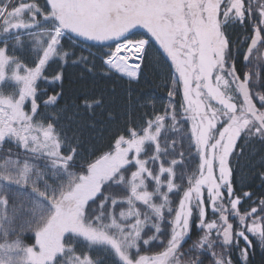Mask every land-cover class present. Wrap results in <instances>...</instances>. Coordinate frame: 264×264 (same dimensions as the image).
<instances>
[{"label":"snow or ice","instance_id":"1","mask_svg":"<svg viewBox=\"0 0 264 264\" xmlns=\"http://www.w3.org/2000/svg\"><path fill=\"white\" fill-rule=\"evenodd\" d=\"M245 22V64L264 63V0H0V88L14 86L0 91V264H104L97 251L115 264H233L241 240L244 261L250 236L264 247V198L241 212L232 183L238 143L264 141V93L253 90L260 64L241 75L226 33ZM141 29L147 38H131ZM65 39L97 42L107 71L129 81L158 44L173 70L163 114L128 121L107 150L85 154L77 106L57 109L60 92L37 102L46 68L74 55ZM25 48L31 66L17 54ZM184 140L199 161L191 171ZM194 215L202 234L185 252Z\"/></svg>","mask_w":264,"mask_h":264},{"label":"trees","instance_id":"2","mask_svg":"<svg viewBox=\"0 0 264 264\" xmlns=\"http://www.w3.org/2000/svg\"><path fill=\"white\" fill-rule=\"evenodd\" d=\"M42 1L45 2V0ZM36 2L40 3V0H36ZM226 33L239 72V68L244 67L243 55L248 45L246 37L252 34L251 26L247 22L243 25L232 23L226 28ZM132 38L140 39L147 38V36L144 32H137ZM63 43L65 49L74 53V55L69 57L67 64L57 61L46 68L44 76L48 79L38 82L41 95L37 97V102L40 103L41 100L47 99L48 95L60 92L62 93V99L59 101L57 109L67 106L71 110L74 105L77 106L82 121L78 135L82 141L85 154L91 151H96L99 154L100 151L107 150L113 138L123 131L128 121L142 123L145 118H150L157 113L163 114V108L168 103L167 93L173 90L171 85L173 70L170 60L163 54L158 44L150 42L149 59L142 66L139 79L129 81L107 71L101 60V56L106 49L100 45L72 39H65ZM17 54L21 55L24 63L29 66L32 65L33 54L27 48L23 53L18 52ZM80 57L87 59L82 60ZM259 64L260 82L258 87L253 90L264 93V63L259 62ZM250 68L251 64H248V70ZM60 71L63 72V79L53 81L52 77ZM85 99L89 101L102 99L104 103L102 106L93 109H85L83 107ZM174 100H182L180 91L176 92ZM57 109L49 108L43 109V111L55 112ZM109 114L113 118L110 119ZM170 138L176 139L178 142L180 140L179 136ZM5 148L11 149L12 152L17 151L13 146ZM238 148L243 149V154L232 157V183L236 194L242 197L240 210L244 212L256 206L253 201L264 198V141L259 138H252L247 141L242 139L238 143ZM179 150L184 153L185 170H194L199 161L195 158V150L190 147L189 142L184 140L183 147ZM170 158L179 159L178 156ZM245 192L253 194L251 200L243 198ZM172 199L175 201L176 197H172ZM195 225L196 218L194 215L191 238L197 241L201 234H198L200 231ZM24 240L28 244L34 242L31 234L27 235ZM191 245L193 243L188 240L183 245L182 251L187 252ZM150 249L151 251L159 250L151 246ZM216 251L218 250L216 249ZM260 251L262 253L258 262L264 264V248ZM91 255L101 257L104 264H115L114 258L110 254L97 251L91 253ZM191 255L197 256L199 253H191L185 256L184 259H189Z\"/></svg>","mask_w":264,"mask_h":264},{"label":"flooded vegetation","instance_id":"3","mask_svg":"<svg viewBox=\"0 0 264 264\" xmlns=\"http://www.w3.org/2000/svg\"><path fill=\"white\" fill-rule=\"evenodd\" d=\"M262 52H264V49H262ZM257 64H259V61H256V60H253L252 61L251 68H250L251 71H252V69H253V71H256L257 70V68H256V65ZM243 66L244 67L239 68V70H240L239 72L241 73V75L245 71H250V69L248 70V65L243 64ZM231 222L234 225H236V223H237L235 220H231ZM198 234H202V233L199 232ZM191 237H192V232H191L190 238L187 239V241L188 240H191V242L194 243L195 242L194 241L195 239H193ZM249 238L252 239V248L250 249V251L248 253V256H247L246 261L242 260L241 257H240V248L245 247V243H244L243 240L240 241V248H236V247L231 248L229 254L231 255L233 264H260L258 262L259 257H261L260 254L262 253V251H260V250L263 249L264 247H261L260 246V244L258 243V240L257 239H253L251 236ZM186 242L184 243V245L186 244ZM191 247H192V245H191ZM217 250H218V252L219 251H222V249H219V248H217ZM191 257H195V255H191ZM202 259H204L205 264H212V261H211V258L210 257H202Z\"/></svg>","mask_w":264,"mask_h":264},{"label":"rangeland","instance_id":"4","mask_svg":"<svg viewBox=\"0 0 264 264\" xmlns=\"http://www.w3.org/2000/svg\"><path fill=\"white\" fill-rule=\"evenodd\" d=\"M24 2H29V0H24ZM40 5H41V7H43L44 6V4H45V2H43L42 0H40V3H39ZM138 32H144V30H138ZM132 38V37H131ZM78 41H82V42H84L82 39H80V40H78ZM85 43H89V44H95V45H99L97 42H95V41H87V42H85ZM14 90V86L13 85H10V84H5L4 86H3V88H0V91H3V92H5L6 94L7 93H9V92H11V91H13ZM10 146H13V148L14 149H16V147L13 145V144H5L4 145V149L5 150H7L5 147H9L10 148ZM17 150V149H16ZM16 152V151H15ZM14 152V153H15ZM27 235H30V233L29 234H26L25 235V237L27 236ZM24 237V238H25Z\"/></svg>","mask_w":264,"mask_h":264},{"label":"water","instance_id":"5","mask_svg":"<svg viewBox=\"0 0 264 264\" xmlns=\"http://www.w3.org/2000/svg\"><path fill=\"white\" fill-rule=\"evenodd\" d=\"M245 62V61H244Z\"/></svg>","mask_w":264,"mask_h":264}]
</instances>
